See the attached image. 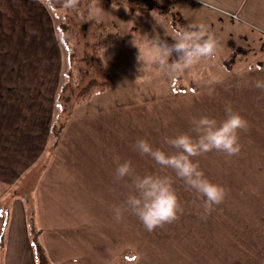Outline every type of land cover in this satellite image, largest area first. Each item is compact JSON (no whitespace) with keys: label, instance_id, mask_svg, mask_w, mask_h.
Segmentation results:
<instances>
[{"label":"crops","instance_id":"crops-1","mask_svg":"<svg viewBox=\"0 0 264 264\" xmlns=\"http://www.w3.org/2000/svg\"><path fill=\"white\" fill-rule=\"evenodd\" d=\"M243 48L220 70L207 59L196 63L197 82L187 89L75 109L57 135L63 55L49 7L0 0V264H38L36 245L51 264H140L123 240L127 224L112 211L130 191L127 177L115 178L114 156L137 173L153 172L134 150L137 140L152 144L154 131L167 127L190 130L193 117L221 121L226 104L249 122L241 155L229 158L255 159L264 170V91L254 86L264 81V57L242 63Z\"/></svg>","mask_w":264,"mask_h":264},{"label":"rangeland","instance_id":"rangeland-1","mask_svg":"<svg viewBox=\"0 0 264 264\" xmlns=\"http://www.w3.org/2000/svg\"><path fill=\"white\" fill-rule=\"evenodd\" d=\"M148 1L153 8L147 12L106 0H96L89 10L77 13L74 10L61 13L49 8L59 52L63 55L60 74L63 86L56 96L52 132L63 121L61 108L69 106L67 102L74 100L77 89L91 77L108 81V84L103 90H94L80 103L84 107L75 105L73 111L92 110L100 104L110 103L109 100H123L126 96L153 99L195 84L197 81L192 79L195 64L178 78L170 79L144 58L146 34L151 38L155 30L169 44L173 43L174 26L170 22L173 13L205 26L215 37L219 42L217 55L207 60L219 70L230 51L227 47L229 38H233L237 46L248 49L241 57L242 63L264 57V0ZM94 5L103 10L98 16L92 15ZM155 6H165L167 10L161 13ZM63 13L67 15L66 19L62 17ZM99 23L109 37L104 36L97 26ZM63 24L65 32L73 29L68 41L63 38ZM101 37L108 41L93 55L91 43ZM89 53L92 55L90 60L87 58ZM173 58H176L175 54ZM189 131L172 127L158 133L154 131L151 145L172 151L162 143L163 137ZM195 159L210 181L226 188L223 203L202 218L201 201L195 191L188 189L181 180H174V188L184 208L179 219L149 232L130 211L124 214L123 222L127 225L122 226L127 231L123 233V240L130 247V253L140 264H264V170H258L260 165L255 159H232L218 151ZM149 163L154 166L153 172L174 177L171 170L161 169L151 159ZM127 194L122 192V200Z\"/></svg>","mask_w":264,"mask_h":264},{"label":"clouds","instance_id":"clouds-1","mask_svg":"<svg viewBox=\"0 0 264 264\" xmlns=\"http://www.w3.org/2000/svg\"><path fill=\"white\" fill-rule=\"evenodd\" d=\"M78 4L79 0H63L62 7L65 10H75ZM102 12L100 6H93V16ZM171 39L173 43L169 44L155 30L151 38L146 34L144 53L145 60L170 79L178 78L202 59H214L219 48V42L203 25L173 29ZM174 54L176 58H173ZM254 86L264 91V81L256 80ZM214 92L215 89L209 87L208 95L212 96ZM224 111L225 118L221 121L209 116L193 117L189 132L164 136L162 143L172 151L153 147L145 139L136 141L134 150L141 156L149 157L161 169L171 170L174 177L156 172L137 173L130 161L119 162L120 157L114 156L117 161L115 178L121 180L127 177L130 180V191L123 204L112 209L117 222L123 220L124 214L130 211L151 232L179 219L184 208L174 188L176 179L195 191L201 201L202 218H206L216 206L223 203L227 195L226 188L210 181L195 158L211 151L222 152L229 157L240 153V133L247 132L249 122L234 111L230 104L225 105Z\"/></svg>","mask_w":264,"mask_h":264},{"label":"trees","instance_id":"trees-1","mask_svg":"<svg viewBox=\"0 0 264 264\" xmlns=\"http://www.w3.org/2000/svg\"><path fill=\"white\" fill-rule=\"evenodd\" d=\"M94 1H96V0H79V4L74 11L77 13V12H80L81 10H89L92 7V4ZM106 1L108 3L115 4V5H119V4L126 5V6H129L130 9L135 8L136 10L143 11V12H145V11L147 12L153 8L152 7L153 5L148 0H106ZM46 3L50 9H54L56 11L59 10V11H61V13L62 12L67 13V10H65L62 7L63 0H46ZM155 7L161 13H164L165 10H167V7H165V6H155ZM66 16L67 15H64V13L62 14V17H64L65 19H66ZM65 22H66V20H64V23ZM170 22L177 30L187 29V28H189V26H193V25L197 26L196 24L192 23L191 21H189L186 18H184L183 16H181L179 13H173ZM64 26L65 25L63 24V26H62L63 30H64L63 31V35H64L63 38H64V40L68 41L70 39L72 33H73V29H70V31L68 30L65 32ZM97 26L99 28H101L104 36L109 37V34L107 33L105 27H103V25L101 23H99ZM98 40L91 43V45H92L91 46L92 47L91 53L93 55L96 53V51H98L101 47H103L108 41L106 39L103 40L102 37L99 38ZM227 44L230 47V54L223 61V63L226 65H230V63L233 61L234 55L237 53H242V52L244 53V52H246V49H244L241 46H237L233 39L228 40ZM91 57H92V55L89 53L87 55V58L90 60ZM107 84H108V81H107V83L104 81L101 82V81L97 80L96 77H91L90 79L87 80V82L82 84L77 89L76 95H74V100L71 101V99H70L67 102L69 104V106L66 107V109H64L63 107L61 108V113L63 114V121L61 123H59L57 127L54 128L56 134L57 135L59 134V131L61 130L65 121L72 115L75 105H78V104L86 101L92 95L94 90H96V89L103 90L107 86ZM62 86L63 85H61V87L59 88L57 94H59L60 91L62 90ZM58 98H59V95H58ZM58 108L60 109V107H58ZM36 252H37L38 264H51L50 261L48 260L46 253L44 252V250L41 247H39L38 245H36Z\"/></svg>","mask_w":264,"mask_h":264}]
</instances>
